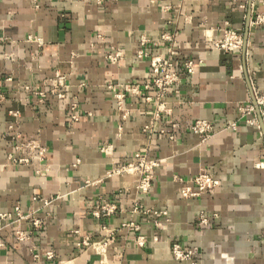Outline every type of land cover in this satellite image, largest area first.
Listing matches in <instances>:
<instances>
[{
    "label": "crops",
    "instance_id": "1",
    "mask_svg": "<svg viewBox=\"0 0 264 264\" xmlns=\"http://www.w3.org/2000/svg\"><path fill=\"white\" fill-rule=\"evenodd\" d=\"M263 10L264 0H0V215L30 216L0 217V264H192L175 244L196 250L195 264H264V132L240 119L264 95V32L250 26ZM225 27L244 34L243 49L214 47ZM156 56L180 74L162 99L146 87ZM199 120L215 131L195 133ZM27 142L45 154L18 149ZM140 152L163 160L148 193L115 173ZM204 170L219 187L183 197Z\"/></svg>",
    "mask_w": 264,
    "mask_h": 264
},
{
    "label": "built area",
    "instance_id": "2",
    "mask_svg": "<svg viewBox=\"0 0 264 264\" xmlns=\"http://www.w3.org/2000/svg\"><path fill=\"white\" fill-rule=\"evenodd\" d=\"M250 26L261 29L264 32V10L257 12L251 18ZM222 31L223 35L214 43V47L216 49L223 52H231L234 50L243 49L245 45V36L242 32L229 27H225L222 29ZM142 42L146 43L147 39L143 38ZM121 56V52H117L116 54H111L109 59L111 61H116ZM144 56H147V54L144 51H140L139 57L143 58ZM174 66V63L169 59H165L160 56L152 58V69L156 76L152 83L147 84L146 87L148 88L150 85L156 87L159 90V99L164 98L168 94L169 89L180 82V74ZM186 69L190 73L193 72V63L191 61L186 63ZM129 91L133 94H140V85H133L129 88ZM161 107H163V105H161ZM73 109H75V107H72V110ZM240 119H245L248 124L257 126L264 132V95L260 96L255 94L254 102L249 103L248 105H245L241 108ZM237 124V122L232 123L231 127L235 129ZM193 131L202 136H209L215 131V128L208 121L199 120L193 126ZM18 149H30V151L37 150L40 156H43L46 151L44 147L38 146L35 142L23 143L18 146ZM27 161L28 159L21 160V162ZM162 161V159L151 158L146 153L140 152L134 156L132 161L119 167L115 173L137 175L139 179L137 186L138 189L142 193H148L155 178L154 173L156 169L160 167ZM193 182L194 186H186L181 190L183 197L186 199H199L204 194L213 193L214 190L220 185V180L205 170L201 171L194 178ZM114 208L115 207L113 205H102L97 211V214L104 216L109 215L114 211ZM0 217L4 220L10 219L11 223H17L20 220L30 218L29 215L23 214L19 208H16V218H14L12 213H2ZM32 221L34 222L35 226L39 224V221L36 219H32ZM209 222L210 217L205 213H201L200 223L202 225H207ZM16 237L18 240L24 241L28 236L24 231L17 230ZM84 244L89 245L90 243L85 241ZM105 245L106 243H104V246ZM196 252V250H185L179 244H175L173 248L174 257L180 262L189 261L192 264H195L193 261V255Z\"/></svg>",
    "mask_w": 264,
    "mask_h": 264
}]
</instances>
